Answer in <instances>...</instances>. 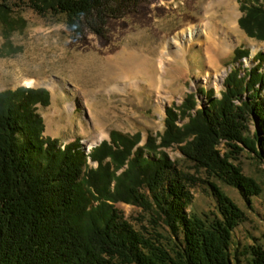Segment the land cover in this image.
I'll return each instance as SVG.
<instances>
[{
	"label": "trees",
	"instance_id": "1",
	"mask_svg": "<svg viewBox=\"0 0 264 264\" xmlns=\"http://www.w3.org/2000/svg\"><path fill=\"white\" fill-rule=\"evenodd\" d=\"M239 2L240 27L264 40V0ZM18 5L40 15L73 11L58 0H0L7 37L24 28L13 15ZM248 55V49L234 50L239 65L220 97L199 88L166 111L164 131L148 134L144 144L136 147L140 132L111 131L90 154L78 140L63 145L44 136L37 104H49L47 89L0 91V264H235L233 233L247 216L214 180L236 188L249 207L262 193L240 161L248 150L264 162V54L244 68ZM197 94L207 100L201 108ZM173 146L190 166L169 158L165 149ZM200 184L216 198L212 217L187 211L191 190ZM120 202L137 207L136 221L149 228L141 223L136 229L116 206ZM242 254L247 264H264L261 245Z\"/></svg>",
	"mask_w": 264,
	"mask_h": 264
},
{
	"label": "rangeland",
	"instance_id": "2",
	"mask_svg": "<svg viewBox=\"0 0 264 264\" xmlns=\"http://www.w3.org/2000/svg\"><path fill=\"white\" fill-rule=\"evenodd\" d=\"M58 3L70 6L71 14L40 15L28 5H18L13 6V15L25 22L24 28L7 37L0 23V91L35 80L31 87L50 93L48 105L37 104L45 123L44 136L58 138L61 144L78 140L85 154L87 144L91 143V149L99 146L111 131L140 132L144 140L150 133H162L166 111L181 105L189 93L212 89L214 97H220L226 77L239 65L233 62L236 48L249 50L242 59L244 68H253L259 62L257 54H264V40L249 37L239 25L244 15L239 0H228V4L221 0ZM208 22L223 28L226 46L205 32L196 33L191 41L176 34L190 26L201 29ZM143 60L153 63L152 71L156 64V72L146 73ZM197 101V108L207 102L200 94ZM249 128L255 129L251 123ZM165 151L170 159L191 165L182 162L176 146ZM240 161L244 173L262 186L251 207L236 188L214 181L246 212L247 220L234 230L231 253L235 264H247L244 248L264 247V162L248 150ZM200 178H206L204 171ZM191 191L187 211L212 217L217 201L210 188L200 184ZM116 206L136 229L141 223L148 227L136 221L137 207L122 202ZM159 231L168 235L166 228Z\"/></svg>",
	"mask_w": 264,
	"mask_h": 264
},
{
	"label": "bare ground",
	"instance_id": "3",
	"mask_svg": "<svg viewBox=\"0 0 264 264\" xmlns=\"http://www.w3.org/2000/svg\"><path fill=\"white\" fill-rule=\"evenodd\" d=\"M228 0H221L222 3L228 4L227 3ZM228 6V5H227ZM203 28V29H202ZM201 29L196 28L195 26H190L187 28L182 29L181 31H178L176 34L181 38V39H187L189 41H191L193 39V36L196 33L199 32H205L206 35H208L209 37L213 38V40L218 43L221 44L223 46H226L225 44V36H224V30L222 27H220V25L218 23H214V22H208L206 24V26L204 27V25L202 26ZM143 64V68L146 71V73L152 74L153 72H156V64H155V69H153V63L150 60H143L142 62ZM155 70V71H154ZM23 78V77H22ZM36 81L35 80H25L24 84L27 86L33 85L35 84ZM87 151L86 154H90L91 152V143L87 144Z\"/></svg>",
	"mask_w": 264,
	"mask_h": 264
}]
</instances>
